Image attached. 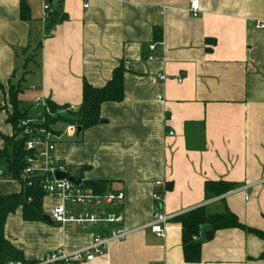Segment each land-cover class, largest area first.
I'll return each instance as SVG.
<instances>
[{
    "label": "crops",
    "instance_id": "crops-1",
    "mask_svg": "<svg viewBox=\"0 0 264 264\" xmlns=\"http://www.w3.org/2000/svg\"><path fill=\"white\" fill-rule=\"evenodd\" d=\"M189 1L61 0L64 20L33 49L41 1L0 0V106L4 89L21 82L16 74L30 51L27 61L38 68L31 71L32 103L45 99L78 109L83 82L100 88L116 68L125 71L123 101L103 104L104 122L78 140L62 135L53 154L65 171L78 169L74 177L110 183L125 196L123 228L129 235L86 264H264V241L237 229L214 232L196 263L184 260L176 217L165 238L148 229L154 183L162 181L170 187L162 206L167 215L228 210L241 224L264 230V28H254L264 24V0H199L197 18ZM155 29L161 31L158 41ZM6 118L0 111V135L10 137ZM220 181L239 188L205 200L204 183ZM19 191L17 182L0 181V196ZM57 204L45 195L44 216ZM4 236L29 261L91 242L79 227L65 232L53 222H26L20 209L8 216Z\"/></svg>",
    "mask_w": 264,
    "mask_h": 264
},
{
    "label": "built area",
    "instance_id": "built-area-1",
    "mask_svg": "<svg viewBox=\"0 0 264 264\" xmlns=\"http://www.w3.org/2000/svg\"><path fill=\"white\" fill-rule=\"evenodd\" d=\"M39 23L40 41L47 38L49 30V19L53 9L60 6L61 0H40ZM85 8L87 5L84 6ZM188 11L193 18L199 16V0H190ZM255 29H263L264 24L256 23ZM156 45H150V53L155 51ZM154 56L147 57L148 61H153ZM164 75L159 76V80H165ZM181 80L178 79V82ZM35 109H40L41 113L34 119L30 118L21 122L24 136V148L28 152L26 167L22 171V178H41L42 191L55 199L58 204L49 213L50 220L68 231V227H79L82 231L91 234L90 244L79 250L66 251L58 250L50 255H46L37 264H86L95 257L103 255L104 251L112 242L124 241L129 233L123 228L124 216L122 213V203L124 193L119 190L107 187L105 191L97 190L88 186L81 179L79 184H74L68 180H57L55 172L65 171L54 162V151L61 134L56 135L45 127L47 118H55L61 115L76 113L75 107H62L56 112L51 111L49 102L45 99H35L33 103ZM34 125V126H31ZM76 135V127L69 125L66 133ZM169 135H172L169 133ZM0 173V181L3 180ZM155 190L152 193V200L155 204V211L148 229L159 238L166 237V226L175 217L162 212L164 195L167 192L166 184L162 181L154 183ZM182 215V214H181ZM8 264H24L22 262H10Z\"/></svg>",
    "mask_w": 264,
    "mask_h": 264
},
{
    "label": "trees",
    "instance_id": "trees-1",
    "mask_svg": "<svg viewBox=\"0 0 264 264\" xmlns=\"http://www.w3.org/2000/svg\"><path fill=\"white\" fill-rule=\"evenodd\" d=\"M27 6L24 2L20 4V18L22 20L27 18ZM64 20L60 11V6L53 9L49 19L48 30ZM154 39L156 41L161 39V31L154 30ZM41 41L38 43L40 47ZM125 71L122 66L116 68L107 84L100 88H95L86 82L82 84V101L76 113L67 114L65 116H57L55 118H47L45 127L50 132L59 135L61 130L56 129L58 123H63L66 127L69 125L76 127L77 140L83 133L104 121L100 117V108L105 103L117 104L124 99L123 92V75ZM9 102L12 107V114L7 113L6 122L13 129V134L8 136L0 135L3 142V147L0 149V157L5 160L6 172L2 177L15 181L20 186L18 193L0 196V264H8L10 262H22L24 264H37L40 261H29L23 256V253L11 244L4 236L5 224L8 216L14 214L18 209L21 210L22 219L26 222H40L43 221L42 200L46 195L41 189V178H22V171L26 167V158L28 152L24 148L25 137L21 122L30 119L29 110L23 109L18 101L20 93V83L16 85H9ZM0 90L3 87L0 85ZM51 111H57L58 107L49 103ZM3 108H0L2 111ZM34 126V125H31ZM77 129L80 131L78 132ZM84 181V180H83ZM88 186L94 187L97 190L105 191L110 183H95L84 181ZM239 186L227 182H205L203 187L205 200L213 199L223 196L231 191L238 189ZM170 190V187L167 186ZM174 221L181 227L183 257L187 263H196L199 261L200 246H193L191 243L197 239L199 234V227L208 225L211 227V232L207 234L208 240L212 234L218 230L237 229L244 233L251 234L264 241V230L249 228L241 224L238 218L226 210L220 215H207L203 208H197L188 213L182 214L174 219ZM56 252V251H54ZM54 252L47 253L50 255ZM45 255V256H46ZM264 259V251L260 255ZM62 264V263H57Z\"/></svg>",
    "mask_w": 264,
    "mask_h": 264
},
{
    "label": "rangeland",
    "instance_id": "rangeland-1",
    "mask_svg": "<svg viewBox=\"0 0 264 264\" xmlns=\"http://www.w3.org/2000/svg\"><path fill=\"white\" fill-rule=\"evenodd\" d=\"M39 31L40 30L38 29L37 34L32 37L33 49H34V47H36V44L38 43V41H40ZM31 54H32V51H30V53H28L25 56L24 61H23V65H20V69L17 71V74H16L17 75L16 83L18 81L19 82L21 81L20 82V88L21 89H20V93L18 95V101L20 102V106L23 109H28L29 110V114H28L29 117L34 119L35 117H37L41 113V110L35 109L32 106V104H33L32 100L34 98H33V93L31 92L32 86L29 85L32 81L31 71L33 70L32 72L36 74L38 72V68L36 65H34L32 63V61L31 62L27 61L28 59L30 60ZM26 61H27L28 65H25ZM4 91H5V96H6V102L3 106H0V108H3V110L6 112V114L8 113L9 115H11L12 114V107H11L10 102H9V95H10L9 88L4 89ZM59 109H57V110H59ZM54 112H56V111H54ZM63 116H65V115H63ZM56 129L61 130V132H62L61 136L66 135L65 134L66 133V126L63 123H61V122L58 123L56 125ZM67 171H69L71 175H77L79 172L78 169H76V170L71 169V170H67ZM5 172H6L5 160L0 157V173L5 174ZM4 180H7V179H4Z\"/></svg>",
    "mask_w": 264,
    "mask_h": 264
},
{
    "label": "water",
    "instance_id": "water-1",
    "mask_svg": "<svg viewBox=\"0 0 264 264\" xmlns=\"http://www.w3.org/2000/svg\"><path fill=\"white\" fill-rule=\"evenodd\" d=\"M77 131L79 132L80 130L77 129ZM55 179L57 180H68L74 184H79L81 178L79 176L74 177L73 175H71L68 171H57L54 174ZM43 221L51 223L52 221L50 220V218L48 216H44L43 217ZM211 232V227L208 225H202L199 227V234L197 239H195L191 244L193 246H197V245H201L203 243H205L206 241V236L208 233Z\"/></svg>",
    "mask_w": 264,
    "mask_h": 264
}]
</instances>
